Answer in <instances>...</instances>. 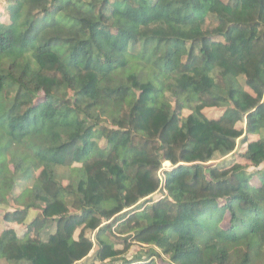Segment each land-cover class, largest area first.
I'll return each mask as SVG.
<instances>
[{
	"label": "trees",
	"instance_id": "16d2710c",
	"mask_svg": "<svg viewBox=\"0 0 264 264\" xmlns=\"http://www.w3.org/2000/svg\"><path fill=\"white\" fill-rule=\"evenodd\" d=\"M2 1L0 264H264V0Z\"/></svg>",
	"mask_w": 264,
	"mask_h": 264
},
{
	"label": "rangeland",
	"instance_id": "374dc122",
	"mask_svg": "<svg viewBox=\"0 0 264 264\" xmlns=\"http://www.w3.org/2000/svg\"><path fill=\"white\" fill-rule=\"evenodd\" d=\"M2 13H3V1L0 0L1 21H6V17ZM204 30H205V33L208 34V33L212 32L213 26L209 23H206V25L204 26ZM10 96H11V94L7 93V97H10ZM42 97L43 96L40 95L37 98L36 103L41 101ZM222 112H223V110H221L220 108H216V107H207V108L203 109L204 116H206L208 119H211V120L219 119L222 115ZM244 127H245L244 123H237V125H236V129L239 131L244 130ZM256 140H257V137H255V136L249 138V141H256ZM245 147L246 146H241L239 151L245 150ZM237 161H240V160H239V158H237L236 154H233L231 157L225 159L226 164L227 163H234ZM163 166L169 167V163H165ZM252 183L255 185H258V182L256 179H253ZM63 184H66V183L63 182ZM21 186H24V185H21ZM159 195L160 194H156L155 199H157L159 197ZM1 212H2V214H1ZM37 214H38L37 211L35 213H32V215H30L28 217V221L32 220ZM3 217H4V211L0 210V232H2L4 229H6L8 227H10L12 229L17 228L16 233L18 234V236H20V235L26 236V227H27L26 222H25V224H21V225H18V224H12L11 225V224H7L3 220ZM48 234H49V232L45 233L44 239L48 236ZM127 248H128V250H127L126 254H124V256H123L124 259H131L132 257L142 256L144 253V250H145L144 246H141L138 243H131L129 245V247H127ZM81 264H91V261L90 260H84ZM97 264H99V263H97Z\"/></svg>",
	"mask_w": 264,
	"mask_h": 264
},
{
	"label": "crops",
	"instance_id": "0c3cea01",
	"mask_svg": "<svg viewBox=\"0 0 264 264\" xmlns=\"http://www.w3.org/2000/svg\"><path fill=\"white\" fill-rule=\"evenodd\" d=\"M1 210V209H0ZM2 211V210H1ZM1 214H2V212H1ZM14 231H15V233H16V231H17V228H14ZM16 235L18 236V234L16 233ZM19 238H21V239H24L25 238V236L24 235H20V236H18Z\"/></svg>",
	"mask_w": 264,
	"mask_h": 264
}]
</instances>
